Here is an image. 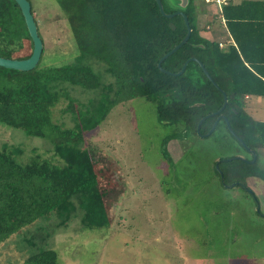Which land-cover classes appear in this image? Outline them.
Listing matches in <instances>:
<instances>
[{
    "label": "rangeland",
    "instance_id": "obj_1",
    "mask_svg": "<svg viewBox=\"0 0 264 264\" xmlns=\"http://www.w3.org/2000/svg\"><path fill=\"white\" fill-rule=\"evenodd\" d=\"M28 1L45 42L40 67L69 63L74 39L59 4ZM192 2L198 34L219 39L224 32L210 28L219 19L216 2ZM177 3L165 0L171 8ZM21 44L10 48L13 56L31 52L28 40ZM100 77L105 83L107 77ZM64 87L52 93L40 138L0 122V153L21 166L46 164L82 176L89 186L0 243V264H27L44 246L55 251L58 264H264V182L248 177L241 187L230 174L221 179L216 172L218 161L237 157L249 164L258 159L264 168V150L254 159L231 138L202 137L183 123L161 124L145 98L118 99L100 123L83 131L82 142L58 146L53 127L70 128L76 119L71 112L89 100L75 87L68 90L69 102Z\"/></svg>",
    "mask_w": 264,
    "mask_h": 264
},
{
    "label": "trees",
    "instance_id": "obj_2",
    "mask_svg": "<svg viewBox=\"0 0 264 264\" xmlns=\"http://www.w3.org/2000/svg\"><path fill=\"white\" fill-rule=\"evenodd\" d=\"M56 1L74 39V57L65 65L40 67L41 55L36 67L28 72L0 67L2 124L21 136L40 138L48 125L52 93L59 85H65L61 94L69 102L74 100L68 90L75 87L89 100L87 106L81 104L75 112L70 111V116L76 118L70 128L53 127L58 146L82 142L83 131L100 123L107 107L121 98H145L153 103L159 123L170 126L183 123L196 131L203 117L222 106L224 92L227 104L220 113L224 117L218 119L210 136L231 138L240 147L252 150L256 158L264 150V122L249 117L245 100L246 96L264 98V16L260 17L261 24L245 20L253 19L249 13L264 12L263 2L243 1L238 5L227 3L222 6L221 15L235 43L224 50L198 34L192 0L186 10L171 8L161 0L166 14L182 10L192 31L187 43L158 67L160 59L185 35L181 16L166 18L155 0ZM34 21L37 25L35 15ZM37 29L43 54L45 42ZM25 39L32 51L17 4L14 0H0V57L28 58L31 52L13 56L10 51L11 47L15 50L19 45L22 47L21 40ZM191 59L204 65L212 81ZM187 60L184 72L173 75ZM100 74L107 77L105 83ZM110 80H114L113 85ZM218 117L205 118L200 125V134L206 133ZM220 126L223 131L218 132ZM186 133L173 137L181 138ZM257 162L258 159L254 164L227 159L219 163V171L222 178L228 174L233 176V185L241 187L246 185L245 178L248 177L264 182V168L258 167ZM244 170L245 174L240 175ZM88 186L89 180L82 176L65 175L46 164L21 166L8 154L0 153V243L31 223L56 213L62 202ZM36 254L27 264H58L57 254L48 246Z\"/></svg>",
    "mask_w": 264,
    "mask_h": 264
},
{
    "label": "water",
    "instance_id": "obj_3",
    "mask_svg": "<svg viewBox=\"0 0 264 264\" xmlns=\"http://www.w3.org/2000/svg\"><path fill=\"white\" fill-rule=\"evenodd\" d=\"M177 2L180 3V5L177 3L178 5V8L180 9H184L187 5H188V0H176ZM14 2L17 4L20 12H21V15L24 19V22H25V26H26V29H27V32H28V36L30 38V41L32 43V51H31V54L28 58L26 59H10V58H4V57H0V67H3L5 69H11V70H16V71H22V72H28V71H31L33 70L36 65L38 64L40 58H41V54H42V51H43V43L38 35V29H37V25L34 21V15L33 13L31 12V5H30V2L28 0H14ZM157 6H158V9L160 11V13L165 16L166 18H173L175 15H179L183 18V21H184V24H185V27H186V33L184 35V37L180 40V42L175 45L169 52H167L159 61L158 63V67H160V63L165 59L167 58L168 56H170L171 54L175 53L178 49H180L183 45H185L187 43V41L189 40L190 38V35H191V27L189 25V22H188V19L186 17V15L182 12V11H177L175 13H170V14H166L164 13L163 11V6H162V2L161 0H155ZM169 26L174 29V25L172 23L169 24ZM193 61H196L198 63V65L201 67L203 73L209 78V80L212 81V78L209 76L207 70L205 69L204 65L198 61L197 59H191ZM189 62V60H187L183 66L181 67V69L179 70V72L173 74V75H181L184 70H185V67L187 65V63ZM215 87L218 88V86L214 83ZM222 96H223V104L222 106L215 112L209 114V115H206L205 117H203L197 124V127H196V131L198 134H200L199 132V129H200V125L202 123V121L207 118V117H210V116H214V115H219V117L217 118V120L213 123V125L211 126V128L204 134H202L201 136L202 137H207L209 136L212 131L214 130L216 124H217V121L220 117H224L223 115H221L220 113L222 112V110L225 108L226 104H227V97L225 95L224 92H222ZM227 126H228V123H226ZM240 141V139H238ZM247 150L253 155L254 159H255V153L251 150H249L247 148ZM233 159H242L241 157H237V158H233ZM221 161H227V159L225 160H220L217 162L216 164V169L218 170V173L222 179V173L221 171H219V163ZM229 187V186H228ZM257 211H258V205H257Z\"/></svg>",
    "mask_w": 264,
    "mask_h": 264
},
{
    "label": "crops",
    "instance_id": "obj_4",
    "mask_svg": "<svg viewBox=\"0 0 264 264\" xmlns=\"http://www.w3.org/2000/svg\"><path fill=\"white\" fill-rule=\"evenodd\" d=\"M258 2V3H261L263 2L264 3V0H219L220 3H216L214 5V7H217L216 10H218L219 12V19L216 20L217 23L216 25H213V27H210L212 32L216 33V32H224V34L222 36H219V35H216L217 37H219V39L215 40L214 41H211V42H216L217 44L218 43H224L226 44V47L224 50H226L228 48V46L230 45H233L235 46V43L229 33V31L227 30V27H226V23H225V19L222 17L221 15V8L222 6L226 5L227 3H231L232 5H238L240 4L241 2ZM251 16L250 17H253V19H245L246 21H250V22H258V24H261L260 23V17L264 16V12L263 11H257V12H252V13H249ZM247 14V15H249ZM256 18V19H255ZM223 20V21H222ZM254 99V100H253ZM246 100V103H247V106H246V113L250 116L249 113H257L258 116H263L264 117V98L263 97H255V96H246L245 98ZM257 109L260 111V113H258ZM255 121V120H254ZM259 122H263V121H259Z\"/></svg>",
    "mask_w": 264,
    "mask_h": 264
},
{
    "label": "built area",
    "instance_id": "obj_5",
    "mask_svg": "<svg viewBox=\"0 0 264 264\" xmlns=\"http://www.w3.org/2000/svg\"><path fill=\"white\" fill-rule=\"evenodd\" d=\"M206 1H209V0H206ZM214 2H216L217 4L220 3L219 0H214ZM218 45H219L220 49H225V47H226V44H224V43H218Z\"/></svg>",
    "mask_w": 264,
    "mask_h": 264
},
{
    "label": "flooded vegetation",
    "instance_id": "obj_6",
    "mask_svg": "<svg viewBox=\"0 0 264 264\" xmlns=\"http://www.w3.org/2000/svg\"><path fill=\"white\" fill-rule=\"evenodd\" d=\"M190 0H188V2H189ZM205 1V0H204ZM207 3H208V1H206ZM178 4L180 5V3L178 2ZM180 10V9H179ZM179 10H174L172 13H175V12H177V11H179ZM180 11H182V10H180ZM170 14V13H169ZM176 16V15H175ZM185 33H186V27H185Z\"/></svg>",
    "mask_w": 264,
    "mask_h": 264
},
{
    "label": "clouds",
    "instance_id": "obj_7",
    "mask_svg": "<svg viewBox=\"0 0 264 264\" xmlns=\"http://www.w3.org/2000/svg\"><path fill=\"white\" fill-rule=\"evenodd\" d=\"M213 2V1H212ZM219 46V45H218Z\"/></svg>",
    "mask_w": 264,
    "mask_h": 264
}]
</instances>
